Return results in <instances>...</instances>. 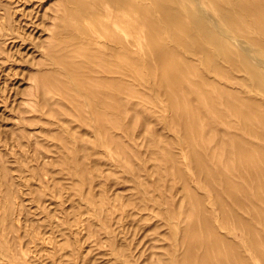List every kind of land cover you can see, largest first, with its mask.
Listing matches in <instances>:
<instances>
[{
	"label": "rangeland",
	"instance_id": "374dc122",
	"mask_svg": "<svg viewBox=\"0 0 264 264\" xmlns=\"http://www.w3.org/2000/svg\"><path fill=\"white\" fill-rule=\"evenodd\" d=\"M0 264H264V0H0Z\"/></svg>",
	"mask_w": 264,
	"mask_h": 264
},
{
	"label": "bare ground",
	"instance_id": "6f19581e",
	"mask_svg": "<svg viewBox=\"0 0 264 264\" xmlns=\"http://www.w3.org/2000/svg\"><path fill=\"white\" fill-rule=\"evenodd\" d=\"M124 13V12H123ZM126 15V14H125ZM247 50V49H246ZM251 54V53H250Z\"/></svg>",
	"mask_w": 264,
	"mask_h": 264
}]
</instances>
